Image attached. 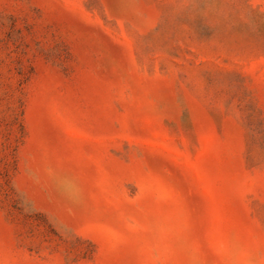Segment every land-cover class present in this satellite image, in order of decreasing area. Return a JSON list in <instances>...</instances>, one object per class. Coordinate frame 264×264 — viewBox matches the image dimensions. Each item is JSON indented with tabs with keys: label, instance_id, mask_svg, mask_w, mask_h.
I'll list each match as a JSON object with an SVG mask.
<instances>
[{
	"label": "rangeland",
	"instance_id": "374dc122",
	"mask_svg": "<svg viewBox=\"0 0 264 264\" xmlns=\"http://www.w3.org/2000/svg\"><path fill=\"white\" fill-rule=\"evenodd\" d=\"M0 264H264V0H0Z\"/></svg>",
	"mask_w": 264,
	"mask_h": 264
}]
</instances>
